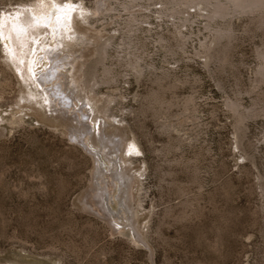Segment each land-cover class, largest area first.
I'll return each instance as SVG.
<instances>
[{
	"label": "rangeland",
	"instance_id": "374dc122",
	"mask_svg": "<svg viewBox=\"0 0 264 264\" xmlns=\"http://www.w3.org/2000/svg\"><path fill=\"white\" fill-rule=\"evenodd\" d=\"M35 2L0 0V264H264V9L73 0L56 30L82 32L65 70L93 112L77 129L96 136L101 117L132 156L104 194L108 160L97 169L77 123L42 107L35 47L8 30Z\"/></svg>",
	"mask_w": 264,
	"mask_h": 264
},
{
	"label": "bare ground",
	"instance_id": "6f19581e",
	"mask_svg": "<svg viewBox=\"0 0 264 264\" xmlns=\"http://www.w3.org/2000/svg\"><path fill=\"white\" fill-rule=\"evenodd\" d=\"M185 1H186V3H182V2L181 3L185 4L187 6H192V7H194L196 5H203V4L205 5L206 4V6H207L208 4H211L209 2V0H199L198 2H196V0H185ZM177 2H179V0H177ZM229 2L231 4H233L236 9H239L241 11L249 10L251 12V11L257 10V12H258V10L264 9V0H229ZM62 3H64L63 0H36V2L29 7L28 13L23 16L24 18H22V19L20 18L19 20H17L18 18L16 16H14V18H13L11 15L10 21H11L12 27L11 28H9L8 26L7 27H8L9 32H13L15 34V36L17 38H19L20 40H22L23 42L26 43V39H28V41H31L32 44L29 45V47H31L30 50H32V48L35 47L33 59L30 61V63L28 64L27 67H29L31 72L32 71L34 72L33 73L34 76L32 75V78L35 82L34 86L37 88L40 87V89L42 91V93H38V94L42 95L40 97H43V95H44V98H43L42 103H41L42 107H44L46 109V111H48V112L56 113V114L58 113L64 119H66V120L69 119L70 121H74V123H77L75 125H72L71 128L68 129L69 134L72 137V139L74 138L75 141H78L79 143H82L83 145H85L87 147H91L92 149L95 150L94 156H96L95 161L97 163V166H96L97 169L100 168V164H104L103 155L109 161V162L107 161V164L109 163L110 168L106 169L107 173H105V171H104V173L102 174V171H103L102 169L97 171L99 173L98 177H99L100 181H101V178H103V179L105 178L104 182L106 179H108L105 183V184H107V185H105V188H106V190L104 191V194H105V192L109 193V191H110V189L114 183H116L117 181L121 182L122 180H124L123 178H128L124 175V173L122 172V169H125L126 164L129 165V163L132 159L131 158L132 156L127 158V159L121 158L122 156L121 157L118 156V154H119V153L117 154L118 145L120 146V142H121L120 137H117L113 133L109 134L108 137H106V136L104 137L103 135H101L100 126H101V124H104V122H105L104 119H102L101 117L98 118L99 128H98V134L96 133V136L93 135L92 137H89V135L91 133H89L88 130L84 133V125L87 124V121L90 119V116H88V115L93 111H92V109L89 108V106H90L89 101L82 102L80 100V98H78L76 96V94H74V92H75L74 89L76 87V81L68 80L69 79L68 78L69 70L71 68H73L74 60L77 57H79L80 54H82V53H80L81 51L79 52V54L78 53L76 54L75 50L68 49V47L70 45H72V43L76 42V40L80 39L82 32H81V30L73 32L72 33L74 36L73 39H71L72 34L71 35H69V34L64 35L63 31H60V30H58V32H57L56 29L59 27H62L63 29L65 28V31L67 32L68 30H70V28H72L74 26L73 25L71 27L69 25L70 23H67L66 15H69L70 7L74 6L75 3L73 2V0L70 1V4L69 3L62 4ZM105 5H106L105 3L97 4V6L95 8L90 10L92 16H95V15L97 16L103 10H106L107 7ZM217 5H218V8H217L218 10H216V11L213 10V11H215L213 14L210 11L211 15H213V16L219 15L220 17L221 16L224 17L225 15L229 14L230 8H232L230 4L227 5L225 3H218ZM76 6H77V4H76ZM206 6H203L204 9L206 8ZM77 7L79 8V6H77ZM53 9L55 10L54 13H53ZM83 9L85 10L86 8L83 7ZM172 10H174V9H172ZM173 13H176V12H173ZM81 14H82L81 21L85 22L86 24L89 23L90 20H88V19L91 18L92 16L87 17V16H85V13H81ZM16 15H19V12ZM63 16H65V17L63 18ZM29 17H31V18L29 19ZM61 18H63V19H61ZM62 21H64V22L62 23ZM70 21H71V19H70ZM31 22H33L32 25H34L32 27H31ZM36 25H38V26H36ZM42 25L46 26L49 30L46 29ZM33 27H35L34 28L35 32H30V34L26 35L27 31H29V28H33ZM5 32H6V30H5ZM224 32H228V30L224 31ZM47 35L51 36L52 44L47 45L45 43L46 40H43V38L44 39L48 38ZM57 35H58V37H57ZM4 38H5V34H4ZM55 38H60V40L55 39ZM63 38H67L69 40L65 41ZM86 41H84V42H86ZM84 42H81V43H84ZM6 45H7V43H6ZM101 45L102 46L100 48L99 58H98L96 64L97 63L99 64L102 60L105 59V55H106L105 54L106 51L104 50L105 44H101ZM70 59H71V61H70ZM80 59H82V58H80ZM17 60H18V58H17ZM136 62H135V64H136ZM132 63H133V61H132ZM38 65H40L42 67V72L35 74V69H37ZM68 67H70V69L65 70ZM95 69H97V68H95ZM105 70H106V68H105ZM106 74H107V80H110L111 76L108 77V75H110V71L107 70ZM70 75L72 76V74H70ZM51 80H52L51 84L47 86V84ZM91 81H94L95 84L98 81H100L96 77L95 70L90 74L89 82H91ZM37 92H39V91H37ZM75 100H78L79 104L75 103L76 102ZM73 101H75V102H73ZM39 105H40V103H39ZM78 107H79V109H78ZM91 107H93V106H91ZM232 107L235 110H238V106L236 104H233ZM84 121H86V123ZM81 122L85 123L83 125V128L79 127L80 129H83V130L77 129V126H76V125L81 126L80 125ZM88 139L90 141H88ZM96 140L99 142L100 146H98L95 143ZM87 149H86V151H87ZM89 152L90 151H88V153ZM118 170H120V173ZM122 183H123V181H122Z\"/></svg>",
	"mask_w": 264,
	"mask_h": 264
}]
</instances>
